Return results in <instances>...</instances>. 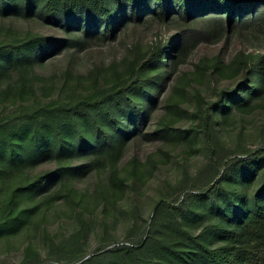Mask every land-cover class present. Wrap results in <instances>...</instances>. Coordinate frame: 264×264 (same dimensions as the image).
<instances>
[{
  "label": "rangeland",
  "instance_id": "rangeland-1",
  "mask_svg": "<svg viewBox=\"0 0 264 264\" xmlns=\"http://www.w3.org/2000/svg\"><path fill=\"white\" fill-rule=\"evenodd\" d=\"M10 2L0 8V125L12 122L10 128L32 109L94 98L130 81L135 62L181 29L161 22L150 1L139 21L121 13L112 38H104L97 21L89 23L93 30L83 20L67 25L38 6L25 21L22 1ZM240 50L248 60L264 55V30L233 29L171 49L164 58L170 70L158 62L139 75L145 92L135 85L109 99L120 128L102 110L83 113L80 137L65 128L71 145L61 157L55 140L47 158L32 154L12 167L0 156V264H97L115 256V246L127 248L114 264H197L195 238L215 249L226 245L219 233L237 228V216L246 215L242 197L260 192L264 182V153L259 162L246 154L264 150V94L244 109L211 108L222 94L244 92L237 89L248 74L239 66ZM219 159L231 161L227 172L224 162L216 172ZM214 181L219 189H210Z\"/></svg>",
  "mask_w": 264,
  "mask_h": 264
},
{
  "label": "trees",
  "instance_id": "trees-1",
  "mask_svg": "<svg viewBox=\"0 0 264 264\" xmlns=\"http://www.w3.org/2000/svg\"><path fill=\"white\" fill-rule=\"evenodd\" d=\"M24 5L22 11L23 19L27 21L31 14L30 10L38 6V10L44 17H54L57 20L71 25L76 21H84V25L97 21L100 23L104 38H112L117 28V22L121 20V13L139 21L147 2L154 5V10L158 18L164 24L180 23L181 29L176 38L175 35L166 36L154 49L150 51L141 61L133 65V78L130 81L124 80L107 89L106 92L99 93L94 98L81 97L74 103L58 104L52 107L32 109L30 113L25 114L23 121L10 128L13 123L2 122L0 125V156H8V163L13 167L24 158L36 154V158H47L54 152L50 150L51 143L55 140L57 156H63L71 143H66L65 128H72L77 136L82 135L79 126V119L83 113L102 110L104 115L112 119V124L120 128L121 124L113 118V113L108 110L109 99L126 96L127 93L136 85L142 91L145 87L139 83L140 74L143 70L153 67L156 63L164 64L166 70H170L164 62L166 56L170 57L171 49H185L193 42H198L204 36L211 35L213 38L221 37L225 32L233 29H242L253 27L264 30V0H21ZM12 3L10 0H0L1 10L6 11ZM11 14L18 11L15 6L11 7ZM124 11V12H122ZM81 23V22H80ZM201 24V25H200ZM69 27V26H68ZM81 28V27H80ZM92 29L90 25L87 27ZM87 29V30H88ZM85 33L86 30H85ZM177 39V40H176ZM31 41L20 45L27 48ZM35 42L38 45L45 43V38L35 36ZM14 50L17 57L21 54ZM27 49L24 50V56L27 55ZM221 57V56H220ZM217 58V63L218 59ZM222 58V57H221ZM239 66L247 69V77L241 82L237 89L244 90L241 94L237 90L228 95H220L219 99L212 105L214 112H224L229 106L238 104L239 109L249 107V105L264 94V55H259L254 60H248L245 52L240 50L237 57ZM20 62V59L17 60ZM216 63V65H217ZM169 68V69H167ZM215 70L220 66H215ZM246 75V74H245ZM243 85V88L240 86ZM151 98V97H150ZM128 102L135 106L132 99ZM117 107L122 108L118 103ZM140 107H134V112L141 114ZM205 114V127L208 137L212 134L210 122L212 123L209 110ZM92 121L97 129H101L100 121L93 116ZM140 124L143 120L140 118ZM214 124V123H213ZM103 143H106L109 150H113L109 136L102 133ZM45 144V145H44ZM93 146V144H90ZM215 152V150H214ZM264 150L258 152H246L250 162H259ZM227 154V153H226ZM228 158V154L226 155ZM42 158V159H44ZM234 161L239 164L246 162L245 158L235 156ZM229 170V159L222 160ZM220 159L215 161V169L220 173ZM38 180V182H40ZM239 181V180H238ZM244 181L239 183L242 188ZM220 181H214L210 189H219ZM214 190H212L213 192ZM234 203V202H233ZM232 206L234 207V204ZM241 203L244 206L246 215H238L239 224L234 230H221L219 233L227 242L221 248L215 249L208 247L195 238L198 250L195 251L197 264H264V182L263 189L252 196H243ZM243 212V211H242ZM125 247L115 246V256H109L101 259L97 264H114L118 260L117 252H125ZM135 248V247H133ZM104 249V248H102ZM99 249L97 252H99ZM125 259L124 262H126Z\"/></svg>",
  "mask_w": 264,
  "mask_h": 264
}]
</instances>
